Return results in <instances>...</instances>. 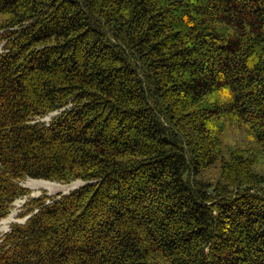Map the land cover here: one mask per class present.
I'll return each mask as SVG.
<instances>
[{
    "label": "trees",
    "instance_id": "16d2710c",
    "mask_svg": "<svg viewBox=\"0 0 264 264\" xmlns=\"http://www.w3.org/2000/svg\"><path fill=\"white\" fill-rule=\"evenodd\" d=\"M0 47V221L86 182L0 264H264V0H0Z\"/></svg>",
    "mask_w": 264,
    "mask_h": 264
},
{
    "label": "rangeland",
    "instance_id": "374dc122",
    "mask_svg": "<svg viewBox=\"0 0 264 264\" xmlns=\"http://www.w3.org/2000/svg\"><path fill=\"white\" fill-rule=\"evenodd\" d=\"M1 50V47H0ZM60 111H54L50 114H48L45 117L39 118L40 121L49 123L52 118L58 114ZM250 140V136L248 134V131L246 129H238L234 126H230L227 138H226V144L227 146H236L238 144H246ZM41 180V179H38ZM45 180V179H44ZM51 181V180H46ZM55 184H43L38 181H33V178H27L24 179L21 184L27 188L30 189V194L26 196H22L15 200L11 207L10 214L3 218L0 221V232L6 233L11 229L12 224L14 223H25L26 220L30 217V214L21 216V213L25 210V203L27 200L31 197H37L44 193H47L48 195H56L58 193H68L71 190H74L82 185H84L86 182L82 180H73L71 182H60V181H52ZM28 184V185H27ZM59 184V185H57ZM63 185V186H60ZM69 185V186H66ZM4 221V222H3Z\"/></svg>",
    "mask_w": 264,
    "mask_h": 264
},
{
    "label": "bare ground",
    "instance_id": "6f19581e",
    "mask_svg": "<svg viewBox=\"0 0 264 264\" xmlns=\"http://www.w3.org/2000/svg\"><path fill=\"white\" fill-rule=\"evenodd\" d=\"M33 181H38V182H41V183H43V184H50V185H54L55 183L54 182H52V181H46V180H44V179H41V180H38V179H33ZM28 185V184H27ZM57 185H59V184H57ZM60 186H63V185H60ZM66 186H69V185H66ZM64 187V186H63ZM4 220V219H3ZM4 222V221H3Z\"/></svg>",
    "mask_w": 264,
    "mask_h": 264
}]
</instances>
